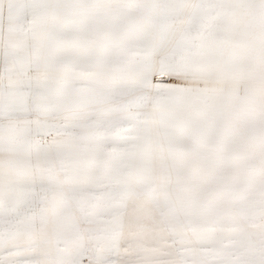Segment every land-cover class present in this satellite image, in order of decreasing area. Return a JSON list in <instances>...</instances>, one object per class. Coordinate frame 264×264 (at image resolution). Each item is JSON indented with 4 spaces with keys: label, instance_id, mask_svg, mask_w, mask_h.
Here are the masks:
<instances>
[{
    "label": "snow or ice",
    "instance_id": "6c2138e0",
    "mask_svg": "<svg viewBox=\"0 0 264 264\" xmlns=\"http://www.w3.org/2000/svg\"><path fill=\"white\" fill-rule=\"evenodd\" d=\"M0 264H264V0H0Z\"/></svg>",
    "mask_w": 264,
    "mask_h": 264
}]
</instances>
